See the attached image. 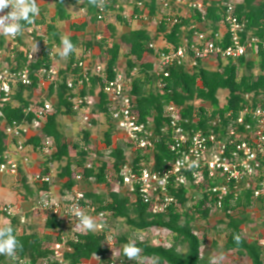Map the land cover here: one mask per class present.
Masks as SVG:
<instances>
[{"label":"built area","instance_id":"1","mask_svg":"<svg viewBox=\"0 0 264 264\" xmlns=\"http://www.w3.org/2000/svg\"><path fill=\"white\" fill-rule=\"evenodd\" d=\"M119 1L123 6V17L129 21H153L157 23L156 27L158 23L165 21L170 24L167 34L172 28L181 25L177 46L167 43L164 38L163 47L159 48L156 43L149 44V50L153 54L146 63L153 65L151 72L159 78L160 87L164 86L163 80L169 77V68L219 71V61L226 64L251 56L258 62V50H264V35L248 34L245 24L235 16L231 3L226 5V13L218 28L212 30L201 27L197 22L190 26L184 25L183 15L172 11L175 6L203 14L209 4L202 0H156L161 13L153 17L149 6L144 2ZM110 3L111 0H104L103 5L99 7V22L105 21L113 14H105L104 6ZM202 19L204 21V18ZM38 37L34 25L24 28L22 34L15 37L0 35V131L6 136L0 177L19 176L21 166L27 176V185L35 193L33 197L28 198L26 203L29 206L26 210L18 211L12 204H0V226L11 225L13 220H17L19 231L22 232L28 221L27 215L30 222L31 218H42L41 216H45L42 220L48 217L58 219L63 226L62 236L60 240L51 243L52 259H43L41 264H68L65 259V254L71 251L68 241L74 240L76 235L103 232L108 227L105 213L98 212L97 207L85 197L87 191L99 193L101 188L106 187V184L97 183L93 176L86 178L83 174L85 170H95L100 166V158L88 160L83 171L76 170L73 177L76 185L71 191H63L59 187L57 192L54 191L52 185L57 174L52 166L44 174L41 169L32 170L40 165L33 162V154L39 155V160L42 161L45 156H50L56 151L54 143L44 137L42 129L48 116L54 112L57 102L56 95L49 96L50 87L56 90L63 82L76 94L72 101L75 110L82 109V124L91 127L90 110L99 102V98L82 97L81 86L89 77L103 80V92L110 104L111 122L115 127L116 137L123 140L130 150L144 157L139 172L135 171L132 162L127 160L120 171L121 183L115 175L112 181L108 180L107 175V183L117 190L121 184V188L133 202L138 196L142 198L145 203L150 204L154 215L168 214V208L176 202L175 197L170 194L169 186L173 191L180 187L186 189L188 197L195 189L201 195L207 194L212 200L211 215L222 213L224 201L231 189L235 199L251 192L254 199L264 200V92L259 95L245 94L246 104L239 116L235 118L231 112L223 113L222 117L217 115L211 124L204 123L199 115L202 106L210 113L213 110L211 105L192 103L194 117L191 122L183 116L181 108L170 103L164 110V117L168 122L157 128L151 118L141 120L135 97L130 94L131 79L137 74L139 67L128 75L127 70L118 65L113 68L114 78L108 79L104 61L81 60L73 65V68L80 70L75 74L71 69L67 70L66 65H56L55 53L50 52L49 64L34 68L42 59L43 52L41 47L36 51L31 48L38 45ZM87 55L91 56L90 53ZM21 87L32 88L30 94L23 92V97H29L24 114L26 118L32 119L8 122L3 110L9 105H19L14 96ZM223 120H227V123H223ZM163 136L169 139V150L174 160L169 163V168L155 170L154 154ZM32 138H40L38 146L28 143ZM177 161L181 164L178 165ZM192 161H196L197 166L189 168L188 165ZM95 171L98 173V169ZM37 184H48L49 189L37 192ZM86 187H89L87 191L82 189ZM9 209L13 214H9ZM78 213L94 218L95 228L85 229L80 224ZM59 232L52 234L57 236ZM106 242L108 247L115 246V242H108V235Z\"/></svg>","mask_w":264,"mask_h":264},{"label":"trees","instance_id":"2","mask_svg":"<svg viewBox=\"0 0 264 264\" xmlns=\"http://www.w3.org/2000/svg\"><path fill=\"white\" fill-rule=\"evenodd\" d=\"M139 1L149 6L152 17L161 13L160 7L155 3L156 0ZM204 2L209 4L205 13L201 14L192 11L190 18L183 19L182 24L190 26L195 22L204 23L205 27L209 26L212 30H216L226 13V5L230 2L229 0ZM53 4V17L48 18L45 10H42L41 19L38 20L36 16L30 24L21 22L23 29L32 25H45L47 29L46 38H39L43 50L42 59L34 68L40 67L45 63L49 64L50 52L56 47H61V38L64 36L58 25L71 19L69 8L85 11L90 18L89 23L91 25L96 26L99 22L97 17L100 8L90 5L88 0H53ZM233 6L235 16L240 22L245 24L248 34L253 36L264 35V0H240ZM104 9L106 15H110L111 12L113 13L112 15H115L117 27L128 26V22L122 15L123 6L119 0H111V3L105 5ZM202 18H204V21ZM89 23L87 21L70 23L69 30L74 35L67 37L76 45L77 50L82 49L83 54L79 58H77L76 52L69 55L66 63L67 70L71 69L75 74L79 73V68H73V65L78 61L88 60L87 54L98 47L100 53L96 56L100 57V61L105 60L108 79H113L115 76L113 68L119 65L118 61L122 46L128 48L127 57L129 58L126 63H123V66L127 70V74L130 75L137 67L134 60L141 61L145 53L153 54L149 50L150 43H155L159 36L162 35L168 43L177 46L181 34V25L172 28L171 32L167 34L170 24L165 21L158 23V31L155 35H151L144 28L118 34L116 27L109 26L110 37L114 39L118 35V42L108 45L106 38L96 39L97 35L102 34V32H97V30L92 35L91 40L84 39ZM44 40L47 41L45 42L46 44ZM227 45L228 42L226 41L225 46ZM258 55V62L251 56L242 57L236 62L230 61L226 64L223 61H219V66L221 67L219 71L201 68H196L192 71L181 67L169 68L167 70L169 77L163 80V87H160L159 78L151 72L153 65L151 63H143L137 74L131 79L130 91V94L135 97L136 109L140 114L141 120L144 121L151 118L157 128L161 127L163 123L168 122L164 117V110L168 104L173 103L182 109L184 117L193 122L194 106L192 103L194 102L202 103L204 106L206 104L211 105L213 108L210 111L212 114L206 111L205 107L202 106L200 108V118L204 123L207 122L206 124L208 122L211 124L217 115L222 117L223 113L227 112H231L233 117L236 118L246 104L245 94L259 95L264 92V50L262 48H259ZM57 57H59V54H57ZM105 57H108V59L106 60ZM35 86L36 82H34ZM104 86L103 80L95 77H89L88 81H83L82 83L80 95L82 97L96 96L99 98V102L90 110L89 122L91 127L83 124L81 143L67 141L64 126L58 120L60 116H81L82 109L75 110V104L72 101L76 94L67 88L65 82L59 85L56 90L50 87L49 96L56 95L57 102L54 112L48 116L47 121L43 125L42 133L45 138L51 139L56 151L50 156H45L43 162L36 169H41L44 174L49 170L50 166L59 164V179L55 180L54 183H58L63 191H71L76 185V181L73 178L76 170L78 168L82 169L88 160L96 157L100 158V155L104 153L98 147L94 148L93 141L95 138L92 135V131L101 126L103 121L100 122L98 116H102L104 123L108 126L104 132V142L101 148L104 151H108L109 157L113 159V167L111 166V169L108 162H102L98 173L93 170H85L83 174L86 178L93 176L99 184H106L108 192L98 194L82 188L87 191L85 197L97 207L98 212L105 213L107 223H109L110 218L120 220L132 232H145L151 228H160L168 231L172 237L169 247L163 245L154 246L149 240H135L137 246L142 249L141 256L152 264H220L213 262L208 254H203V244L197 235L195 227V223L199 220L206 222L213 216L210 208L212 200L207 194L201 195L195 189L192 195L188 197L186 189L180 187L177 191H173L172 187L169 186L170 194L175 197L176 202L168 208V214L154 215L150 204L145 203L142 198L138 196L133 202L131 197L121 188V184L117 190L107 183V175L111 170L117 181L121 183L120 171L127 159L125 146L114 143L116 130L111 122L110 104L103 92ZM221 90L228 91L227 103L223 108L219 106V91ZM24 91L30 94L32 88L25 89L21 87L14 96L19 105L17 107L9 105L4 108L3 113L8 122L14 120L22 121L23 119L30 121L32 119L31 117L26 118L24 114V108L29 103V97H23ZM223 123H227V120H223ZM28 143L38 146L40 138H32ZM5 148L6 136L0 131V164L4 162L3 152ZM127 148L129 149L130 147L127 146ZM72 150L75 153V157L72 156ZM154 157L156 160L155 170L169 168V163L174 160L173 154L169 150V139L164 136L161 138ZM142 158L144 157L137 153L132 160L131 164L135 171H138ZM19 176L20 182L23 184L28 196L33 197L35 193L27 185V176L21 166L19 167ZM48 189V184H37V192ZM233 193L231 189V193L224 201L222 210L226 220L225 229L228 233L224 250L235 252L237 257L247 258L250 264H264V245L260 241L250 240L242 234V228L249 222L247 217L249 209L255 205H258L259 208L261 205L264 206V200L254 199L251 192L242 194L241 197L235 199ZM192 201H194V204H190ZM27 218L28 221L22 232L19 231V222L17 220L11 222L10 226L14 229V234L21 242L22 248H18L11 258L0 255V264H8L9 261L14 264H41L40 261L43 259H52L53 253L50 247L44 246V241L49 237L42 239L38 234L32 232L33 224L29 220V215H27ZM44 221V228L50 233L59 232L60 230L57 233L58 235L54 236L55 240H60L63 233L61 222L53 217H48ZM107 230L108 227L103 232H88L87 234L76 235L74 240L68 241V246L71 248V251L65 254L68 264H87L93 257L98 258L100 264H112L111 260L107 258V253L110 250L106 242ZM235 235H239V243L234 240ZM129 239L133 238L131 235L126 234L118 238L116 240L118 243H115V245L125 244ZM119 256L122 258L123 263L126 264L127 259L123 257V249L120 251Z\"/></svg>","mask_w":264,"mask_h":264},{"label":"rangeland","instance_id":"3","mask_svg":"<svg viewBox=\"0 0 264 264\" xmlns=\"http://www.w3.org/2000/svg\"><path fill=\"white\" fill-rule=\"evenodd\" d=\"M238 0H230L229 2L231 4L236 3ZM44 3L49 4L48 0H43ZM48 8V7H47ZM72 12V19L75 21H80L83 20L86 16L83 15L82 12L76 10L75 8L69 9ZM141 23H144L145 27L150 26L152 27L151 29L155 30L157 29V23L150 21V22H145V21H140ZM102 28L103 26H108L106 25L107 22L102 21ZM69 24H64L62 27H66ZM156 25V26H155ZM198 25V24H197ZM199 26V25H198ZM201 27H204L205 24H200ZM99 27V28H101ZM146 27V28H147ZM98 29V27H92L90 28L89 32L87 33V37L84 36L85 40H91L92 35L94 32ZM207 29H211L209 26H207ZM104 32V31H103ZM102 32V33H103ZM120 32H118L119 34ZM83 39V38H82ZM83 39V40H84ZM118 39V35L116 37ZM112 41L115 40L111 39ZM111 41V42H112ZM164 41L162 40V37L159 38L156 42V45L158 46H163ZM162 44V45H161ZM33 50H39L38 45H33L31 46ZM160 48V47H159ZM61 49V48H60ZM125 50V48L123 47ZM82 50V49H81ZM79 50L78 54L81 52ZM57 51V49H56ZM61 51V50H60ZM60 51H57L60 53ZM60 56V54H59ZM80 55H78L79 57ZM68 62V57L67 58H62L61 56L56 58L54 63L59 64L61 66L66 65ZM142 64V63H141ZM121 67H124L123 65H120ZM137 72V69L135 70V73ZM228 91L227 90H222L219 93V106L222 107L226 104L227 102V95ZM54 99V98H53ZM56 104V103H55ZM54 104V105H55ZM100 119L101 126L98 128H95L92 131V135L94 136L95 140L93 141L94 148L98 147L101 149V152H104L103 154L100 155V160L102 162H108L109 167L112 168V162L113 159L109 157L108 151H104L101 147H103V142H104V132L107 129V124L104 123V120L101 116H98ZM58 120L63 124L65 134L67 141L73 143H81V136H82V121H81V116H76V117H65V116H60ZM114 143L115 144H120L122 146H125L126 149V159L129 162H132V160L135 158V155L137 154L135 151L130 150L127 148V144L124 143L123 140H120L116 137L114 134ZM93 147V146H92ZM72 156L75 157V153L72 150L71 151ZM57 165V164H56ZM112 166V167H111ZM56 167V166H55ZM29 168V167H28ZM26 170H28L26 168ZM111 170V169H110ZM59 171V169L56 170V172ZM31 172V170H29ZM32 174V173H31ZM108 180L112 181L113 180V172L112 170L110 173H108ZM29 179L31 180V176H29ZM53 182V178L51 180ZM57 185V183H55ZM53 184V189L55 192L58 191V187ZM96 189V188H95ZM28 196L25 188L23 187V184L20 182V176L16 177H0V204H12L14 205L15 209H22L26 210L27 207L29 206L26 201H29ZM26 199V200H25ZM196 201V200H195ZM190 204H194V201H192ZM18 210V211H19ZM249 215L247 216L249 219V222L242 228V234L243 236L247 237L250 240H258L264 245V206L261 205L259 208L258 205L252 206L251 209L248 211ZM42 218H45V216H41ZM42 218H31V223L33 224L32 226V232L38 234L39 237L42 239L44 237H49L47 240L44 241V246L45 247H50L51 243L55 240L54 236L52 233H50L48 230H46L44 227L45 221L42 220ZM225 218L223 214L221 213L220 215H215L208 220V221H202L199 220L198 222L195 223L196 227V232L197 235L200 237L202 241V251L203 254H208L213 262L220 263V264H250V261L245 258V257H237L235 255V252H230L224 250V245L227 239V232L225 229ZM224 222V223H220ZM126 234L131 235L133 240H138V241H145L149 240L152 245H163L166 247H169L171 245L172 237L171 234L163 229L160 228H151L148 229L145 232H137V231H131L123 222L120 220H113L110 218L109 223H108V230H107V235H108V242H116L118 238H121L125 236ZM124 244H116L113 248L110 246L109 247V252L107 253V258H109L112 262V264H121L122 258L119 256L120 251L123 249ZM205 248V249H204ZM222 257V258H221ZM214 258L215 261H214ZM8 264H14L9 261ZM87 264H100V260L96 257H93L91 261L87 262ZM124 264V263H123ZM126 264H134L133 261H126ZM143 264H152L146 260H144Z\"/></svg>","mask_w":264,"mask_h":264},{"label":"clouds","instance_id":"4","mask_svg":"<svg viewBox=\"0 0 264 264\" xmlns=\"http://www.w3.org/2000/svg\"><path fill=\"white\" fill-rule=\"evenodd\" d=\"M88 3L96 7H101L104 0H88ZM39 13L40 8L37 0H0V35L5 37L21 35L23 32V25L21 22L23 21L30 24ZM76 51V45L72 43L70 38L67 36L61 38V51L59 54L62 58H67ZM99 163L101 166L102 161ZM177 164L179 165L181 162L177 161ZM196 166V161H192L188 165L189 168ZM82 169L80 170L83 171ZM96 169L99 171V166ZM95 170L93 171L96 173ZM86 189H89V187H86ZM101 191L102 190H100L98 194H102ZM9 214H13L11 209H9ZM78 216L80 224L85 229L93 230L95 228L94 218L82 213H78ZM234 240L239 243V235H235ZM18 248H22V244L14 234V229L10 225L0 226V255L11 258ZM141 253L142 249L137 246L133 239H129L128 242L123 245V257L128 261H133L134 264H143L146 258L142 257ZM215 259L216 258H214V261ZM121 264H123V261H121Z\"/></svg>","mask_w":264,"mask_h":264},{"label":"crops","instance_id":"5","mask_svg":"<svg viewBox=\"0 0 264 264\" xmlns=\"http://www.w3.org/2000/svg\"><path fill=\"white\" fill-rule=\"evenodd\" d=\"M49 1V4H47V3H44L43 2V0H37V3H38V5H39V8H40V13H39V15L37 16V19L39 20V19H41V12H42V10H45V12H46V15H47V17L48 18H50V17H53L54 16V4H53V0H48ZM201 1V0H200ZM202 1H212V0H202ZM230 1V0H229ZM240 0H238L236 3H238ZM235 4V3H234ZM48 7V8H47ZM72 8V7H71ZM71 8H69V9H71ZM172 11L174 12V13H177V14H182L183 15V17L185 18V19H187V18H190V16H191V13H192V11L191 10H187V9H179V8H177V7H175V6H173V9H172ZM69 12H70V14H71V19L69 20V21H65V22H61V23H59V28H60V31L62 32V34H63V36H72V35H74V33L73 32H71L70 30H69V26H70V23H81V22H85V21H87L88 23L90 22V18H89V16L86 14V12L85 11H83V10H80V12H82L83 13V15H85L86 17L83 19V20H80V21H75V20H73L72 19V12L69 10ZM43 16V15H42ZM125 19V18H124ZM127 22H128V26H124V27H117V19H116V17H115V15H111V16H108L107 17V19H106V22H107V24L106 25H108V26H103V28L101 27L102 25V23L101 22H98L97 23V25L96 26H94V25H91V23H89V27H88V29H87V33L89 32V30H90V28H92V27H98V29H97V32L98 31H100V32H103L102 34H99V35H97V37H96V39L97 40H100V39H102V38H106L107 39V42H108V45H112L114 42H118V39H116L115 38V40H111L112 38L110 37V33H109V26H114V27H116V29L118 30V32H120L121 34L122 33H126V32H128V31H130V30H138V29H142V28H144V29H146V31L148 32V33H150L151 35H155L156 33H157V31H158V27H156L157 29L155 30V28L152 30L151 28L152 27H150V26H146L145 27V25H144V23H141L140 21H129V20H127V19H125ZM64 24H69L68 26H66V27H62V26H64ZM34 27L36 28V30H37V34L39 35V37L37 38V40H38V46H39V49H40V47H41V49H42V45H41V43L39 42V38H43V39H45L46 38V32H47V29H46V26L45 25H34ZM99 27H101V28H99ZM87 33L85 34V36L87 35ZM119 33V34H120ZM87 37V36H86ZM164 38L162 35L161 36H159V38ZM158 38V39H159ZM165 40V39H164ZM112 41V42H111ZM45 42H47L46 40H44V43ZM157 42V41H156ZM155 42V43H156ZM167 42V41H166ZM168 43V42H167ZM46 44V43H45ZM165 44V42L163 43V46H165L164 45ZM162 45V44H161ZM163 46H158V47H163ZM123 47L125 48V50L123 49ZM61 47H56L55 49H53L51 52H54L55 53V57L56 58H58L57 57V54H59L57 51H60L61 49H60ZM56 49H57V51H56ZM79 50H81V49H79ZM79 50H77L76 51V54H77V58H79V57H81V55L83 54V51L81 50V52L78 54V52H79ZM100 53V50H99V48L97 47V48H95L94 50H92L91 51V56L90 57H88V60H92V61H97V60H99V58L100 57H97L96 55H98ZM128 48L126 47V46H122L121 47V49H120V57H119V66L120 65H123V63H126L127 62V59L129 58V57H127L128 55ZM78 55H80L79 57H78ZM146 55V56H145ZM145 55H144V57H143V59L141 60V61H135L134 60V63H136L137 64V67H139V68H141V66L143 65V63L145 64L146 63V60H148V59H150L152 56H151V54H149V53H145ZM150 55V56H149ZM60 57V56H59ZM102 59V58H101ZM105 59L107 60L108 59V57H105ZM104 62H105V60H103ZM138 62V63H137ZM142 63V64H141ZM222 91V90H221ZM221 91H219V93L221 92ZM228 95V94H227ZM40 159V157H39V155H37V154H33V162H36L35 163V165H39V164H41L42 162H43V160L41 161V160H39ZM56 166V167H55ZM54 169H55V172H56V170L57 169H59V164H54L53 166H52ZM74 168H76V166H74ZM78 168V167H77ZM36 169V167H34V168H32V170H35ZM78 169H81V168H78ZM56 174H57V176H56V180L57 179H59V176H58V174H59V171H57L56 172ZM55 184V183H54ZM56 185V184H55ZM57 187H59V188H61L62 189V187H60V185L57 183V185H56ZM100 187V186H99ZM101 190H103V193H106V192H108V189H106V187H104V188H101ZM106 191V192H105ZM101 193H102V191H101Z\"/></svg>","mask_w":264,"mask_h":264}]
</instances>
